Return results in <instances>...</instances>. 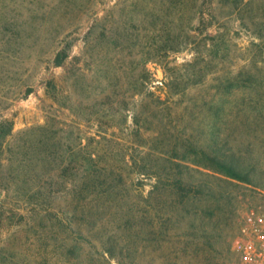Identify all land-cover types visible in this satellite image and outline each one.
<instances>
[{
	"label": "rangeland",
	"instance_id": "374dc122",
	"mask_svg": "<svg viewBox=\"0 0 264 264\" xmlns=\"http://www.w3.org/2000/svg\"><path fill=\"white\" fill-rule=\"evenodd\" d=\"M212 137L264 186V0H0V264H238L264 188L165 236L137 173Z\"/></svg>",
	"mask_w": 264,
	"mask_h": 264
},
{
	"label": "trees",
	"instance_id": "16d2710c",
	"mask_svg": "<svg viewBox=\"0 0 264 264\" xmlns=\"http://www.w3.org/2000/svg\"><path fill=\"white\" fill-rule=\"evenodd\" d=\"M66 57L65 52L59 53L56 65L60 66ZM214 137L209 144L192 148L194 158H188L186 155L181 158L166 157L160 152L156 164L152 165L143 160L136 164L140 176L151 177L155 181L151 186L150 198L160 194L159 192L162 193L161 198L155 201L166 217L160 235H167L169 220L174 221V225H179L187 220L192 212L196 216L206 211L212 214L219 205L229 204V190L224 186L241 188L238 184L240 183L257 189L264 188L258 182L262 176L260 162L243 159L231 151V154H227L218 146ZM195 175L203 179L197 181L194 186L190 181H193ZM204 198L210 203L205 210ZM106 253L113 258L110 250H106Z\"/></svg>",
	"mask_w": 264,
	"mask_h": 264
},
{
	"label": "built area",
	"instance_id": "2783aa9c",
	"mask_svg": "<svg viewBox=\"0 0 264 264\" xmlns=\"http://www.w3.org/2000/svg\"><path fill=\"white\" fill-rule=\"evenodd\" d=\"M238 264H264V230L252 229L240 242Z\"/></svg>",
	"mask_w": 264,
	"mask_h": 264
}]
</instances>
